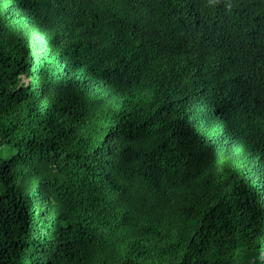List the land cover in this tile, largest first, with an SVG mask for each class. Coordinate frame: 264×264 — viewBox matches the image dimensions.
<instances>
[{"label":"trees","instance_id":"16d2710c","mask_svg":"<svg viewBox=\"0 0 264 264\" xmlns=\"http://www.w3.org/2000/svg\"><path fill=\"white\" fill-rule=\"evenodd\" d=\"M0 264H264V0H0Z\"/></svg>","mask_w":264,"mask_h":264}]
</instances>
